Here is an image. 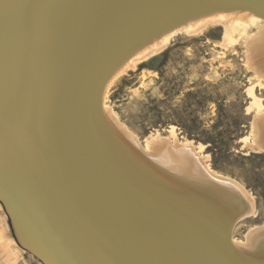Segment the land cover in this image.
<instances>
[{
    "label": "bare ground",
    "instance_id": "1",
    "mask_svg": "<svg viewBox=\"0 0 264 264\" xmlns=\"http://www.w3.org/2000/svg\"><path fill=\"white\" fill-rule=\"evenodd\" d=\"M164 20L176 23L153 33ZM219 20L224 39L242 40L255 105L245 141L261 152L264 0H0V207L35 264H264V221L234 235L257 213L244 183L189 140L141 139L107 101L124 68ZM70 175L83 194L113 193L110 205L80 207Z\"/></svg>",
    "mask_w": 264,
    "mask_h": 264
},
{
    "label": "rangeland",
    "instance_id": "2",
    "mask_svg": "<svg viewBox=\"0 0 264 264\" xmlns=\"http://www.w3.org/2000/svg\"><path fill=\"white\" fill-rule=\"evenodd\" d=\"M223 25L219 20L172 36L156 53L124 68L109 85L107 101L141 139L158 132L189 140L203 148L214 169L244 183L257 213L236 226L234 235L241 238L264 221V152L245 141L255 111L251 71L244 65L242 40L224 39ZM253 91L264 104V88L255 85ZM0 214L7 229L0 264H35L16 242L2 207Z\"/></svg>",
    "mask_w": 264,
    "mask_h": 264
},
{
    "label": "water",
    "instance_id": "3",
    "mask_svg": "<svg viewBox=\"0 0 264 264\" xmlns=\"http://www.w3.org/2000/svg\"><path fill=\"white\" fill-rule=\"evenodd\" d=\"M225 7L226 5H217V6H215V7H213V8H218V7ZM251 7H253V6H251ZM255 8V7H254ZM207 11V9L206 10H202V11H200L199 13H202V12H206ZM199 13H196V15L197 14H199ZM195 15V14H194ZM193 15V16H194ZM176 23V22H175ZM175 23H171L170 24V22L169 23H167V21H162L161 23H157L156 24V26H158L159 28L156 30V31H154L153 33H156V32H161V31H163V30H166L167 28H169V27H171L172 25H174ZM153 27H154V25H153ZM140 35V34H139ZM139 38H140V36H139ZM111 51H112V49H111ZM128 54H126L125 56H122L121 58H119L117 61H115V62H113L112 63V61H113V58H111V56L108 58V59H106L105 61H103L101 64H100V66H99V68L97 69V71H96V73L97 74H100V76H103L104 75V72H105V76H108L111 72H112V70L117 66H119L120 64H122V62L126 59V58H128ZM96 74V75H97ZM97 95V94H96ZM261 152H264L263 150L261 151ZM84 156V155H83ZM83 159H84V157H83ZM65 168H63V167H61V171L62 172H65ZM87 173H88V171H87ZM88 175H89V173H88ZM73 176L72 175H70V177L69 178H66V179H68V182H66L65 183V186L67 187V188H69V192L70 193H72V192H83V191H80L78 188H77V186L73 183ZM94 181L96 182V183H98V184H105V183H109L110 181H109V179H104L102 176H101V174L100 173H97V175H95V178H94ZM89 192V194H83L82 193V197L81 198H79V205H80V207H81V204L82 205H84L87 209L88 208H91L92 206V201L93 200H95V196L96 195H99V198L100 199H102L103 201H104V203H106V204H108V205H110V202H111V199H112V194L113 193H109V191H107V190H103V191H99V190H96V188L94 187V189L92 190L91 188H90V190L89 191H87V193ZM114 197V196H113ZM0 201L3 203V201H2V199L0 198ZM4 204V203H3ZM86 205H88V206H86ZM93 210H95V208H93ZM101 214H103L102 213V211H101ZM9 215V222H10V224H11V227H12V230H13V226H12V222H11V216H10V214H8ZM13 232H14V230H13ZM14 235H15V233H14ZM16 236V235H15Z\"/></svg>",
    "mask_w": 264,
    "mask_h": 264
},
{
    "label": "crops",
    "instance_id": "4",
    "mask_svg": "<svg viewBox=\"0 0 264 264\" xmlns=\"http://www.w3.org/2000/svg\"><path fill=\"white\" fill-rule=\"evenodd\" d=\"M1 217H3V216L0 214V224H1V226H2V227L0 226V229H4V231L7 232L6 226L3 225V222L1 223V220L3 219V218H1Z\"/></svg>",
    "mask_w": 264,
    "mask_h": 264
}]
</instances>
